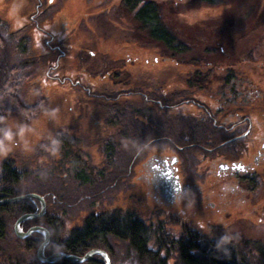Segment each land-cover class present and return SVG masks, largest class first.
<instances>
[{
	"label": "flooded vegetation",
	"instance_id": "flooded-vegetation-1",
	"mask_svg": "<svg viewBox=\"0 0 264 264\" xmlns=\"http://www.w3.org/2000/svg\"><path fill=\"white\" fill-rule=\"evenodd\" d=\"M15 1L0 0V19L4 20L10 31L17 32L19 37L30 40L33 48L45 55L43 59L46 58L47 66L51 64L47 59L50 55H55L50 56L52 60L57 54L62 59L72 54V60L76 62V65L79 63L82 65L79 68L89 70L92 74L98 73L102 78L115 79L119 74L145 76L143 74L146 72L132 73L133 70H142L135 66L139 59L132 56L133 47H136L138 50H148L154 54L151 58L144 60L147 64L155 65L159 62L167 64L159 72L154 66L148 70L151 71L147 74L149 76L161 77L170 66H175L174 75L178 78L176 66L181 65L186 68L188 78L183 86L190 90L197 88L196 91L202 94L195 96V101L198 103H150L156 115L154 119L157 123L159 122L160 128H163V123L169 124L171 137L169 143L150 146L148 149L153 147L152 153L146 154L147 157L142 162L144 194L148 199L150 198L143 203L150 208L158 209L173 220H180V228L185 233L190 231L207 235L212 231L226 229L230 223H235L232 220L245 219L254 223L258 219V222H263L264 205L258 206L254 201L264 181V85L251 80H248V85H243L239 77L242 70L241 64L234 67V73L231 72L235 64H225L230 59L222 47L219 57L208 59V56L214 55L211 51L213 45L209 44L211 34L209 29H213L215 25L211 27L203 23L202 38L195 39L190 36V33H186L189 37L187 36L188 42H185L181 39L182 35H179L177 26L172 23L173 17L185 18L183 21L188 20V11H202L210 7L224 9L228 4L222 3L216 7L208 4L199 8L190 7V9L184 7L185 12L178 14L185 1L214 2L210 0H86L89 6L88 17L81 23H77L68 20L65 16H60L61 5L58 11L48 10L58 1L38 0V4H35L36 0L32 2L20 0L19 9L23 19L20 20L19 26H14L11 8ZM120 7L129 17L130 14L134 16L131 23L129 17L128 20L125 16L124 19L121 17V21L126 26L123 24L121 31L117 30V33L123 34V41L114 52L116 56L111 57L108 52L96 54L94 49L89 50L87 42L100 44L102 39L98 35L99 40L96 38L98 24V21L94 20L96 16L101 12L110 13L111 9ZM3 10L10 12L8 18L6 17L7 20L4 19ZM44 13L46 17L40 20ZM103 24L104 20L99 21V25ZM22 32L24 35L21 36ZM81 32L82 39L77 41L76 38ZM111 37L116 36L111 35ZM179 39L187 44L186 50H178L176 43ZM43 40H46L47 47L43 46ZM194 40L198 44L205 45L204 50L196 55L189 53L190 42ZM215 42L218 43V41ZM94 55H101L100 57L107 60L111 66H103L101 63L97 65L96 62L88 65ZM186 56L189 59L186 60ZM177 57H181L182 61ZM69 68H65L66 71L73 72L78 67ZM227 68H229L227 75L223 73V77L220 74L216 76L217 72H224ZM51 69L49 66L46 70L44 68L45 73L40 75L49 76ZM45 81L46 79L43 82ZM231 81L235 82L234 85L238 83L243 88L241 94L246 95L245 97L251 103H229L230 101L223 94H209L214 86H218L221 82L226 85ZM174 82L168 85L170 90L161 83L158 86L173 93L178 89L179 84L178 79ZM100 84H102L101 81L91 86L78 85L76 88L86 95L88 89L97 94L98 92L104 94L108 89H114L104 85V90L97 91ZM242 95L239 96L240 99ZM108 104L113 103L96 104L98 120L101 118L103 121V129L95 132L97 136L106 132V121L102 119L104 118L102 106ZM122 104L125 105V112L128 115V103ZM141 119L139 125L143 126L146 122L144 117ZM125 120L129 124V117ZM138 133L140 134V126ZM161 138L167 137L159 139L162 140ZM222 139L224 140L220 142ZM235 211H239L238 217L233 218ZM222 221L224 225L221 224ZM162 231L165 230L162 229ZM181 236L183 237L184 234ZM121 246L125 248L127 245ZM94 249L100 248L97 246ZM101 250L108 253L113 264L116 260L115 248L107 242ZM92 259L93 264H105L101 255H95Z\"/></svg>",
	"mask_w": 264,
	"mask_h": 264
},
{
	"label": "rangeland",
	"instance_id": "rangeland-1",
	"mask_svg": "<svg viewBox=\"0 0 264 264\" xmlns=\"http://www.w3.org/2000/svg\"><path fill=\"white\" fill-rule=\"evenodd\" d=\"M32 1L33 0H29V2ZM45 1L47 0H44L43 2ZM55 1H58V3H54L51 9H48L51 12L58 11L59 5H61L59 10L60 16H65L68 20H73L77 23H81L83 19H87L89 6L86 0ZM213 2L214 3H201L199 1L184 2V6L180 7L178 14L185 12L183 11L185 9L184 7L190 9V7L199 8L208 4L209 6L213 5L215 7L222 3L228 5L224 9L210 7L209 9L205 8L202 11H188L187 14L189 18L186 21H183L185 18L182 17H173L174 19L172 23L177 26L176 28L178 29L179 35L183 36H181V39L188 42L187 36L189 37V34L186 35V33H190V36L195 39H200L203 36V23L211 27L215 25L216 27L214 26L213 29H209V32H211L209 44L211 46L213 45L211 51L214 52V55L208 56V59L219 57L218 55L222 47L225 53L229 55L230 59H228L229 61H226L225 64H235L234 66L231 65L233 66V69L230 70L231 72L234 73V67L241 64L242 70L239 77L243 85H248V75H254L258 80L261 77H264V0H215ZM35 4H38V0H36ZM20 5L21 1L16 0L11 8V17H13L12 23L14 26H19L21 22L20 20L23 19L19 9ZM167 12L169 13V10ZM108 13L101 12L94 19L98 21L96 31L99 32V34L96 32V36L98 35L102 38L100 44H94L93 42H87L86 44L89 47L88 49H94L96 54L108 52V55L115 57L116 54H114V52L123 41V34L121 35V33H117V30L121 31V27L123 28V24L125 25V23L121 21V17L124 19L125 16L128 20L129 16L121 7L118 9L113 8L111 9V12ZM4 14V19L7 20L6 17L8 18L10 12L4 11ZM130 15L129 19L131 23L133 22L132 19L134 15ZM45 17L46 14L44 13L40 17V20ZM103 20L104 24L99 25V21ZM184 29H186V31H184ZM88 30L94 33L90 28H88ZM20 35H24V32L20 33ZM111 35L116 37H111ZM82 36L81 32L76 40L78 41L79 39H82ZM98 36L96 37L97 40H99ZM215 41H218V43ZM31 43L28 56L29 58L36 59V75H39L40 73H44V68L47 69V63L45 64L46 58L43 59L45 55L39 53L36 48L34 49ZM190 45L191 48L189 53H193L194 55L201 53L205 48V45L203 46L202 43L198 44L196 40L190 42ZM133 49L132 56L139 59V61H136L135 66L142 69L133 70V74H143L146 72L143 74L146 76L148 73H151V71L148 70H151L154 66L158 72L161 68L167 66L165 62H159V64L155 65L147 64L144 60L151 58L154 54L150 53L148 50H138L136 47H133ZM48 50L50 51L49 47ZM50 56L54 57L55 55ZM85 56L88 55L85 54ZM100 56L101 55H94L91 61L89 60L88 65H93V63L96 62L97 65L101 63L103 66L107 65L110 67L111 64ZM187 56L185 58L186 60L189 59ZM236 57H238L239 60ZM177 58L182 61L181 57ZM185 59L183 61H185ZM71 60L72 54H69L66 59L57 60L52 64L53 67L51 73L57 76L59 82H61L59 77L66 75L70 85L82 86L83 84H87L88 86H91L94 83L101 81L102 84L99 85L97 91L104 90V85H109L114 89H128L130 86L147 88L146 84L137 81L134 75L130 78L126 74H119L115 79L102 78L98 73L92 74L89 70H82V68H79L82 66L80 63L76 65V62ZM74 66H78V68L73 72L70 70V72L66 71V69H70L69 67ZM174 69L175 66H170L167 71L164 72V75L159 78L163 86L168 87L169 84L172 85L175 83L174 81L177 79L179 82L178 86H183V84L186 83L188 78L186 68L181 65L176 66L178 78L174 75ZM228 70L229 68L224 72H217L216 76L220 74L223 77V73L227 75ZM51 73H49V76L52 77V79H55V76ZM156 77H158V75ZM255 78H252L254 83L257 82ZM45 79L47 78L38 76L33 82L26 83L22 89V98L28 106L37 105L39 97H45L46 101L42 104L38 117L26 122L15 112H6V119L3 123H0V130L12 127L13 131L16 132L18 131V126H26L30 129V131L26 132L23 139L16 136L14 143L10 145L11 151L8 155L0 156V168L2 160L8 158L14 160L16 166L19 168L23 167L25 169H30L32 172L39 173L40 178L47 175V173L54 174V177L60 180L59 185L62 187H69L71 186V183L74 182L76 185L74 184L72 187H75L77 190L76 192L78 193L76 197L72 196L69 201L75 203V200L79 199L82 193L84 195L69 211L71 223L67 224L70 228L82 226L86 219L92 214H113L118 212L123 216L132 213L146 222V224L153 229L158 227L161 231L164 229L169 235L172 234L173 239H181L182 234L186 236V233L180 228V220H173L170 217L165 216L164 213L158 211V209L150 208V206L143 203L150 198L148 199L144 194L145 186L142 181V179H144V173L141 171V165L147 157L146 154L152 153L151 148L153 149L154 146L162 144L163 142H155L156 144L151 145L153 147L145 152H140V156L138 155L139 157H136L131 165L129 163L130 150L125 148L121 151V149L116 148L117 150L114 151L115 154L113 156L121 153V157L117 159V164L110 163L109 165L107 163L108 154L103 151V148L97 143H94L97 138V133L95 132L103 129V121L101 118L98 120V103H92L85 93L78 91L76 88L63 91L58 89L54 90L52 87L45 90L42 87ZM128 80H131L132 83L125 85L124 82ZM234 83L235 82L231 81L229 83L227 82L226 85H223L221 82L218 86H214V89H212V92L209 94H223L224 97L230 101L229 103H246L242 101V98H239V96L242 95L241 91L243 88H241L238 83L236 85H234ZM60 85L64 86L63 83ZM196 89H191L193 91L190 95H202L199 91H196ZM168 90H170L169 87ZM122 141L125 143L127 140L125 139ZM105 168L107 171H104ZM83 170L89 173L90 178H88V181L91 183L89 186H86L85 190H83L84 188L79 184L85 179L82 174ZM102 172H104V174H102ZM117 173L120 177L118 182L115 183L114 188L112 187L102 196L93 198L88 195L90 193H96V189L93 188H96L101 184L100 177H106L104 179L105 181H111L116 177ZM77 180L79 183H77ZM262 183V187L254 201L258 206L264 205V181ZM37 201L39 200L33 202L37 203ZM45 204L47 211L46 199ZM237 213H239V211L234 212L233 218L238 217ZM232 222L235 223H230L226 229L212 231L207 235H198L209 241H214L218 247L231 249V253L238 256V258L244 253H254L256 255H261L263 253L264 259V220L263 222H258L257 219L256 222L253 223L241 219L238 221L232 220ZM221 224L224 225L223 221ZM150 239L151 242L149 247L158 248L155 243L157 235H151ZM254 242L260 244L259 249H251V243ZM118 244L119 243H117V245ZM173 250V258L168 261L169 264L176 262L179 255L174 248ZM124 251L128 254L127 247ZM30 254L32 257L36 258V256H38V249H36L35 252H30ZM120 254L122 255V258H127L123 251L120 252ZM129 260H131V257Z\"/></svg>",
	"mask_w": 264,
	"mask_h": 264
},
{
	"label": "trees",
	"instance_id": "trees-1",
	"mask_svg": "<svg viewBox=\"0 0 264 264\" xmlns=\"http://www.w3.org/2000/svg\"><path fill=\"white\" fill-rule=\"evenodd\" d=\"M213 1L215 0H210V2ZM46 43V40H43L44 47H47ZM176 45L179 51L180 49L186 50L187 44H184L180 39L177 40ZM29 49L30 40L26 37H19L17 32L10 31L8 25L0 19V117L5 119L6 112H15L26 122L39 116L41 106L46 101L45 97L40 96L38 104L33 106H28L22 98L24 85L33 82L38 76L47 78L42 85L45 90L53 87L54 90L64 91L78 86L70 85L66 75L59 77L61 82L55 75V79L47 74L40 75L38 73L39 75H36L37 61L35 58H29ZM60 58L58 54L52 60L49 56L47 59L51 64L48 66L52 68L54 62L62 60ZM128 77L132 76L128 75ZM159 78V76L153 75L136 76L137 81L145 83L147 88L130 86L128 89H108L104 94L87 90V97L92 103H113L102 106L107 129L104 134H98L94 141L108 154L107 163L109 165L110 163L117 164V159L121 157V153L113 156L116 148L121 151L125 148L130 150L129 163L131 165L133 160L140 156L141 151L145 152L151 145L156 144L155 142L169 143L171 137L169 124L163 123V128H160L159 122L157 123L154 119L156 115L154 109L150 107V103H198L195 101V96L190 95L192 90L185 86H178V89L173 93L160 88L158 86L161 83ZM252 78H255L254 75L247 77L248 80L253 81ZM256 80L258 84L264 85V77ZM61 83L64 86H61ZM131 83V80L124 82V84ZM242 101L251 103L244 95H242ZM122 103H128L129 116ZM125 116L129 117V124H127ZM141 117H144L146 122L143 126L139 125ZM160 137L167 138L160 140ZM125 139L127 141L124 143L122 140ZM0 169V200L29 193H38L45 197L47 203L45 214L22 223L21 227L27 231L33 226H42L50 231L51 240L45 249L46 256L55 252L84 256L97 246L100 249L104 248L108 242L115 248L116 260L113 264H169L168 261L173 258V248L179 253L177 261L173 264H264L263 253L261 255L244 253L238 258L231 253V249L218 247L214 241L204 239L190 231H187L186 236L184 235L180 240H175L158 227L156 230L148 226L146 222L132 213L126 216L118 212L92 214L82 226L70 228L68 225L71 223L69 211L84 195L82 193L75 203L69 201L72 196L76 197L78 193L75 187H72L74 182L69 187H62L59 185L60 180L54 177V174L47 173L40 178L39 173L23 167L19 168L14 160L8 158L2 160ZM82 174L85 179L83 181L78 179L81 183L78 180L77 183L85 190L86 186L91 184L88 181L90 175L85 170L82 171ZM119 177L118 173L111 181H105L106 177H100L101 184L93 188L96 189V193L85 192L90 193L88 195L93 198L102 196L112 187L114 188ZM40 212L39 201L36 203L32 200H23L0 206V264H75L67 259L55 263L41 262L38 256L34 258L30 252H35L43 243V235L39 232L26 238L16 235L14 225L18 218L26 213L38 214ZM153 234L157 235L155 243L158 248L149 247L152 239L150 236ZM117 243L119 244L117 245ZM122 244L127 245L128 254L125 253L126 247L122 248ZM251 247L252 250H257L260 244L254 242L251 243ZM122 251L126 254V259L121 257L120 252ZM129 256L131 260H129ZM93 262L91 259L80 264H93Z\"/></svg>",
	"mask_w": 264,
	"mask_h": 264
},
{
	"label": "water",
	"instance_id": "water-1",
	"mask_svg": "<svg viewBox=\"0 0 264 264\" xmlns=\"http://www.w3.org/2000/svg\"><path fill=\"white\" fill-rule=\"evenodd\" d=\"M23 200H32V201L39 200L41 203V212L40 213H38V214L26 213V214L22 215L20 218H18V220L15 223V232H16V235L20 238L29 237L36 232H39L43 235L44 241L40 245V247L38 248V257H39L40 261H42L44 263H55V262H58L60 260L67 259V260L71 261L72 263L80 264V263H83L85 261L92 259L95 255H101L105 260V264H111V260H110L108 253L104 250H101V249H92V250L88 251L84 256H78L75 254H68L65 252H55L49 256H46L45 255V249L51 240L50 231L47 228L42 227V226H33L25 232L23 230V228L21 227V224L24 223L25 221L34 219L36 217H39V216H42L43 214H45V212H46L45 198L43 196H40V195L35 194V193H29V194L17 196L14 198L1 199L0 200V206L5 205V204L16 203V202L23 201Z\"/></svg>",
	"mask_w": 264,
	"mask_h": 264
},
{
	"label": "clouds",
	"instance_id": "clouds-1",
	"mask_svg": "<svg viewBox=\"0 0 264 264\" xmlns=\"http://www.w3.org/2000/svg\"><path fill=\"white\" fill-rule=\"evenodd\" d=\"M4 117H0V123H3ZM30 131L26 126H18V131L14 132L12 127L0 130V156H6L11 151L10 145L15 141L16 136L24 138L26 132Z\"/></svg>",
	"mask_w": 264,
	"mask_h": 264
}]
</instances>
